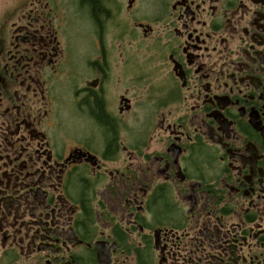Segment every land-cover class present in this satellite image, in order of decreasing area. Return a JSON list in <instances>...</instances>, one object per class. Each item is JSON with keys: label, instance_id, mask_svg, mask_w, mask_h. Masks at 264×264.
Wrapping results in <instances>:
<instances>
[{"label": "flooded vegetation", "instance_id": "obj_1", "mask_svg": "<svg viewBox=\"0 0 264 264\" xmlns=\"http://www.w3.org/2000/svg\"><path fill=\"white\" fill-rule=\"evenodd\" d=\"M0 264H264V0H0Z\"/></svg>", "mask_w": 264, "mask_h": 264}]
</instances>
